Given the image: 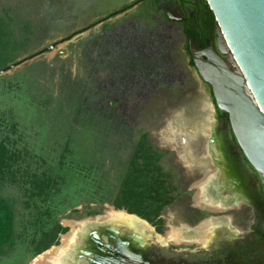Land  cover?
I'll return each instance as SVG.
<instances>
[{"label": "rangeland", "instance_id": "obj_1", "mask_svg": "<svg viewBox=\"0 0 264 264\" xmlns=\"http://www.w3.org/2000/svg\"><path fill=\"white\" fill-rule=\"evenodd\" d=\"M140 1H0V15L12 20L16 37L25 44L10 64L19 66L0 76V136L10 135L7 127L14 124L19 149L52 165L67 149L73 160L68 163L88 175L84 185L73 174L67 177L58 220L68 232L59 245L36 258L20 249L16 259L0 264H120L112 253L117 241L142 264H243L232 253L236 247L254 253L248 263L264 261V244L255 235L258 210L264 209L260 178L239 153L229 128L216 143L231 146L225 148L226 160L244 167L235 184L249 193L248 200L240 206L227 201L228 196H219L212 170L205 179L200 175L206 163L201 136L210 130L203 108L212 121L213 95L190 66L178 37L181 27L165 18V8L177 4L180 9V1L154 0L156 11L150 0ZM191 126L193 134L183 132ZM143 135L171 152L164 161L168 170L180 165L188 172L191 204L209 218L194 224L188 201L180 200L164 212L165 232L158 234L146 221L112 207ZM39 166L44 168L43 161ZM91 212L100 215L87 217ZM115 215L128 222H109ZM203 229L202 239L190 237ZM95 240L104 247L94 249Z\"/></svg>", "mask_w": 264, "mask_h": 264}, {"label": "trees", "instance_id": "obj_2", "mask_svg": "<svg viewBox=\"0 0 264 264\" xmlns=\"http://www.w3.org/2000/svg\"><path fill=\"white\" fill-rule=\"evenodd\" d=\"M150 1L156 11L157 3ZM181 4L183 7H195V19L199 22L207 19L208 28H216V19L206 0H181ZM165 18L170 21L167 15ZM190 33L191 29L184 28L178 37L185 43L184 36L189 37ZM24 47V42L15 35L12 20L0 15V72L16 62ZM185 49L190 66L195 68L189 46ZM218 113L228 118L219 110ZM101 116L105 117L104 111ZM113 116V113L109 115ZM7 128L11 134L0 136V262L16 259V252L20 249L36 258L59 245L60 236L68 232L58 220L64 206L61 197L69 187L67 177L73 174L80 184L88 182L83 167H73L68 163L67 160H73L67 149L61 152L58 164H49L28 150L19 149L21 138H13L16 126L12 124ZM234 142L237 144L235 137ZM169 156L171 152L156 148L148 136L143 135L134 149L119 192L111 203L115 210L126 211L146 221L158 234L165 232L164 212L176 202L187 200L189 214H197L192 209L193 191L189 190L191 182L186 184L185 170L180 165L171 171L164 166ZM42 161L44 168L39 166ZM52 162L55 163L53 158ZM98 215L99 212H91L87 217ZM206 216L202 214L200 219Z\"/></svg>", "mask_w": 264, "mask_h": 264}, {"label": "water", "instance_id": "obj_3", "mask_svg": "<svg viewBox=\"0 0 264 264\" xmlns=\"http://www.w3.org/2000/svg\"><path fill=\"white\" fill-rule=\"evenodd\" d=\"M206 3L217 22V37L206 50L192 49L197 75L212 89L216 109L228 115L236 142L264 188V0ZM168 17L179 21L171 13ZM113 243L116 248L118 242Z\"/></svg>", "mask_w": 264, "mask_h": 264}, {"label": "flooded vegetation", "instance_id": "obj_4", "mask_svg": "<svg viewBox=\"0 0 264 264\" xmlns=\"http://www.w3.org/2000/svg\"><path fill=\"white\" fill-rule=\"evenodd\" d=\"M144 1L145 0H141L139 3H142ZM179 1H180L179 3L181 4V0H179ZM155 7H156L155 9L157 10L158 6H155ZM176 7H177V4L174 5V7L172 6L170 9L165 8L164 12H165V15H167V17H168V13H171L179 20V21H172V22L181 24L182 25L181 30H184V28L185 29L186 28L191 29V33H190L189 37L186 36V38H185V36L183 35L184 39L186 40L185 43L187 44L184 47L186 48V46H189L190 55L192 53V49H194V48H198L199 50L208 49L212 43V39L216 40L217 26L215 29L212 30V29L208 28L209 26L207 23V19L200 21V22H199V20L195 19L196 14H197V9L193 6L183 7V5L181 4L180 9L176 8ZM129 8L130 7L126 8V9H129ZM187 54H188V52H187ZM191 57H192V55H191ZM194 69L196 71V68H194ZM196 73H197V71H196ZM202 84L206 85L204 83H202ZM206 86L208 88H210L208 85H206ZM212 95H213V93H212ZM214 104H215L214 98H212V109L214 110L212 121L208 117L209 116V112L207 110L208 108L207 107H206V109H205V107L203 108L204 114H205L204 124L207 127V129L210 128V130L208 131V133H207V131H205L206 135L201 136L202 143L200 145V150L202 151V155H203L206 163H205V167H204V171H203L204 173L201 172L200 175L202 176L201 177L202 179H205V177L207 176L209 171L212 170V168L215 169V170H212L214 175L219 174V172L222 171L224 174V177H225V178L222 177L221 178L222 180L220 178H217L214 176V179H216L215 181L219 182V187H218L219 196H228L229 199H227V201L236 202L237 205H239L240 203L243 204L244 201L248 200L249 193L239 192L238 191L240 188L238 186L239 184H235V183H236V177L241 178V174H243L245 172V170L243 169L244 167H242L240 165V163L236 162V165H232V164L228 163V161L226 160L225 156L227 154L226 153L227 149H225V148L227 147L228 149L232 150L231 146L229 147L228 145L224 146V145H220V144L217 145V143H216L217 140H219V137L221 136V134H227L228 133L226 128H229L233 141H234V137H233V133H232V130H231V127L229 124V118L221 117ZM212 123L214 124V127L212 126ZM219 128L221 130H219ZM193 129L194 128H192V126H191L189 128V130L186 129L185 131H189L190 133L193 134V132H194ZM185 131H183V132H185ZM191 131H193V132H191ZM187 134H189V133H187ZM234 144H235L236 148L239 150V153L241 154V156L244 158L239 146L235 142H234ZM195 153L197 154V153H199V151L195 152ZM244 160L246 161L245 158H244ZM247 164H248V162H247ZM185 173H186V175H188V172L186 170H185ZM225 179H227L228 182L225 181ZM197 182H199V181H197ZM258 182L261 184V189H262V192L260 194L264 198L263 185L261 183V180L260 181L258 180ZM236 187H237V189H236ZM241 188H242V185H241ZM254 194L256 195L257 192H255ZM220 200H225V199H222V197H220ZM241 207L242 208H239V210H238L239 212L244 210V207L242 205H241ZM192 209L197 211V214L193 213L191 215V217L193 218V221L197 225L200 224L201 222L205 221L208 216H211L210 214H208L204 211H200L198 209H195L193 206H192ZM258 212H259V215H258V223H259L258 225L259 226H257L258 228L255 232V235H257L261 240L260 242L264 244V209L261 208L260 210H258ZM202 214H206L207 216L205 218L200 219L202 217ZM231 218H232V220H235L234 216H232ZM226 221L228 222L227 219H226ZM204 233H205L204 229L202 231L198 230V232L197 231L193 232L190 237L192 239L200 240L203 238ZM263 247H264V245H263ZM232 253L235 254L238 258H240V260L242 261L243 264H250V263H248L249 262L248 260L251 258V255L254 254V253L250 254V250H248L247 248H240V247L234 248V251H232ZM259 260L260 259L257 258L256 262H254L253 264H264V261H259Z\"/></svg>", "mask_w": 264, "mask_h": 264}, {"label": "bare ground", "instance_id": "obj_5", "mask_svg": "<svg viewBox=\"0 0 264 264\" xmlns=\"http://www.w3.org/2000/svg\"><path fill=\"white\" fill-rule=\"evenodd\" d=\"M194 128V127H193ZM170 130H171V128H170ZM192 130V129H191ZM169 131V130H168ZM173 131H175V130H173ZM171 132V131H170ZM186 132V134L187 133H190L189 131H185ZM191 132H193V131H191ZM173 133V132H172ZM181 133V132H180ZM168 135H169V133H167ZM182 134V133H181ZM184 135V134H183ZM167 136V135H166ZM186 160V159H185ZM221 167V166H220ZM222 180V179H221ZM113 218H110V221L109 222H128V220H126L125 218L123 219H119V218H116V217H118V216H112ZM134 217V216H133ZM142 221V220H141ZM132 226H134L135 227V230H137V231H142V232H146L147 230L144 228V226L142 225V224H139V223H136V222H129ZM96 225V224H95ZM97 227V226H96ZM104 228V227H103ZM105 228H108V229H111V228H109V227H105ZM113 229V228H112ZM64 242H68L67 241V239H65L64 240ZM118 243H117V245H116V248H115V251H114V253L115 254H118L119 255V262H120V264H142L141 263V260H140V258L139 257H137V256H134L129 250V247L126 245V244H123V243H121V242H119V241H117ZM99 244L102 246V247H104L103 246V242L101 241V240H95V246H93V247H95L94 249H96L98 246H99ZM92 248V247H91ZM57 255V254H56ZM43 258V257H42ZM35 262V261H34ZM49 261L47 260V261H42L41 262V260L40 261H38V262H36V263H34V264H47Z\"/></svg>", "mask_w": 264, "mask_h": 264}, {"label": "crops", "instance_id": "obj_6", "mask_svg": "<svg viewBox=\"0 0 264 264\" xmlns=\"http://www.w3.org/2000/svg\"><path fill=\"white\" fill-rule=\"evenodd\" d=\"M229 168H230V167H229ZM212 170H215V169H213V168H212ZM213 175H214V174H213ZM214 176H215V177H217V178H220V179H221L222 177H224V174H223V172H222V171H220V172H219V174H215ZM224 178H225V177H224ZM225 181H227V182H228V180H227V179H225Z\"/></svg>", "mask_w": 264, "mask_h": 264}]
</instances>
